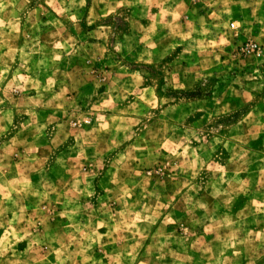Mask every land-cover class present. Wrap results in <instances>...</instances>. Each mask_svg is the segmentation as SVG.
Masks as SVG:
<instances>
[{
  "label": "rangeland",
  "instance_id": "374dc122",
  "mask_svg": "<svg viewBox=\"0 0 264 264\" xmlns=\"http://www.w3.org/2000/svg\"><path fill=\"white\" fill-rule=\"evenodd\" d=\"M0 264H264V0H0Z\"/></svg>",
  "mask_w": 264,
  "mask_h": 264
},
{
  "label": "built area",
  "instance_id": "2783aa9c",
  "mask_svg": "<svg viewBox=\"0 0 264 264\" xmlns=\"http://www.w3.org/2000/svg\"><path fill=\"white\" fill-rule=\"evenodd\" d=\"M232 26H234V24H232ZM251 50H254L255 48H257L256 44H251V45H247Z\"/></svg>",
  "mask_w": 264,
  "mask_h": 264
}]
</instances>
